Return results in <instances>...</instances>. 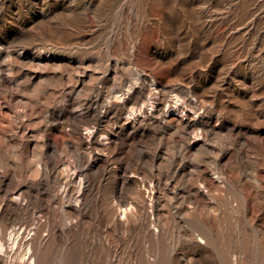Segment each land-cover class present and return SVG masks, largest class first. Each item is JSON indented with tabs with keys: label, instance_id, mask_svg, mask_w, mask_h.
I'll return each mask as SVG.
<instances>
[{
	"label": "rangeland",
	"instance_id": "rangeland-1",
	"mask_svg": "<svg viewBox=\"0 0 264 264\" xmlns=\"http://www.w3.org/2000/svg\"><path fill=\"white\" fill-rule=\"evenodd\" d=\"M0 239L264 264V0H0Z\"/></svg>",
	"mask_w": 264,
	"mask_h": 264
},
{
	"label": "bare ground",
	"instance_id": "bare-ground-1",
	"mask_svg": "<svg viewBox=\"0 0 264 264\" xmlns=\"http://www.w3.org/2000/svg\"><path fill=\"white\" fill-rule=\"evenodd\" d=\"M171 3V2H170ZM184 3V2H183ZM87 11V10H86ZM208 27V26H207ZM204 29V28H203ZM183 34H184V32H183ZM200 36V35H199ZM189 91V90H188ZM169 97V96H168ZM175 100V99H174ZM173 102H175V101H173ZM194 105V104H193ZM185 107V106H184ZM180 108V107H179ZM172 109V108H171ZM192 109V108H191ZM159 111V110H158ZM180 111H181V109H180ZM158 115V114H157ZM188 117V116H187ZM192 117V116H191ZM143 119V118H142ZM160 119V118H159ZM158 119V120H159ZM185 119V118H184ZM190 121V120H189ZM160 122V121H159ZM198 122V121H197ZM192 125V124H191ZM190 127V126H189ZM204 132H206V131H204ZM185 134V133H184ZM199 134V133H198ZM209 134H211V133H209ZM197 136V135H196ZM185 145H186V143H185ZM228 146V145H227ZM254 145H251V147H253ZM247 147V146H246ZM262 148V147H261ZM224 149V148H223ZM226 151V150H225ZM244 152V151H243ZM250 157V156H249ZM211 159V158H210ZM217 159V158H216ZM240 162V161H239ZM211 167V166H210ZM201 169V168H200ZM57 170V169H56ZM55 173V172H54ZM57 174V173H56ZM201 174V173H200ZM210 176V175H209ZM217 177V176H216ZM215 178V177H214ZM57 179H58V177H57ZM160 181V180H159ZM61 182V181H60ZM259 182H261V181H259ZM210 183H211V181H210ZM64 184V183H63ZM201 184H203V183H201ZM217 184V183H216ZM146 185V184H145ZM208 186V185H207ZM263 188V187H262ZM29 189H30V187H29ZM149 190V189H148ZM160 190V189H159ZM165 192H167L166 191V189H165ZM223 192V191H222ZM60 193V192H59ZM162 193V192H161ZM188 194V193H187ZM186 194V195H187ZM18 195V194H17ZM149 195V194H148ZM159 195V194H158ZM168 195H169V193H168ZM179 195V194H178ZM202 196V195H201ZM190 197V196H189ZM188 197V198H189ZM194 197V196H193ZM205 197H206V195H205ZM157 199V198H156ZM161 199V198H160ZM256 199V198H255ZM180 201H182V199L180 200ZM19 205V204H18ZM18 205H16V206H18ZM159 205H161V204H159ZM130 207V206H129ZM129 207H128V209H129ZM140 207V206H139ZM191 207V206H190ZM21 208V207H20ZM25 208V207H24ZM125 208V207H124ZM147 208V207H146ZM161 208V207H160ZM170 208V207H169ZM258 209V208H257ZM14 210V209H13ZM23 210V209H22ZM124 209H122V214H125V211H123ZM149 210H151V209H149ZM9 212V211H8ZM7 212V213H8ZM17 212V211H16ZM45 212V211H44ZM25 213V212H24ZM43 213V212H42ZM146 213V212H145ZM181 213H182V211H181ZM11 214V213H10ZM47 214V213H46ZM119 214H121L120 212H119ZM167 214V213H166ZM7 215V214H6ZM157 215H159V214H157ZM156 215V216H157ZM249 215V214H248ZM122 216V215H121ZM120 216V217H121ZM124 216V215H123ZM153 217V216H152ZM180 218V217H179ZM44 219V218H43ZM70 221V220H69ZM157 222V221H156ZM143 223V222H142ZM25 224V223H24ZM34 224V223H33ZM141 224V223H140ZM257 225V224H256ZM17 226H19V225H17ZM23 226V225H22ZM212 226V225H211ZM77 227V226H76ZM154 227H156V226H154ZM27 228V227H26ZM75 228V227H74ZM73 228V229H74ZM261 228V227H260ZM18 230V229H17ZM28 230V229H27ZM21 232V231H20ZM61 232V231H60ZM67 232V231H66ZM71 232V231H70ZM186 232H188V231H186ZM64 233V232H63ZM26 234V233H25ZM34 234V233H33ZM20 235V234H19ZM22 235V234H21ZM214 235H215V233H214ZM188 236V235H187ZM18 238V237H17ZM20 238V237H19ZM1 240V239H0ZM10 240V239H9ZM15 241H16V239H15ZM148 241V240H147ZM204 241V240H203ZM221 241V240H220ZM3 243V242H2ZM71 245V244H70ZM73 247V246H72ZM72 247H69V248H72ZM0 248L2 249L3 248V246H2V244H0ZM74 248V247H73ZM4 249H5V247H4ZM11 249V248H10ZM79 250V249H78ZM2 252V251H1ZM39 253V252H38ZM2 254V253H1ZM186 254V253H185ZM177 255V254H176ZM190 255V254H189ZM13 256V255H12ZM25 256V255H24ZM10 257V256H9ZM189 257V256H188ZM187 257V258H188ZM236 257V256H235ZM195 258V257H194ZM28 259V258H27ZM73 259V258H72ZM75 259V258H74ZM160 259V258H159ZM90 260V259H89ZM174 262V261H173ZM236 262V261H235ZM12 263V262H11ZM82 263H83V261H82ZM87 263V262H86ZM175 263V262H174ZM2 264V263H1Z\"/></svg>",
	"mask_w": 264,
	"mask_h": 264
}]
</instances>
